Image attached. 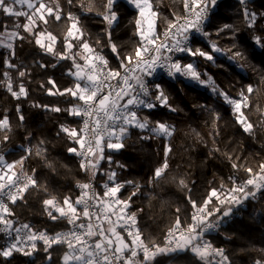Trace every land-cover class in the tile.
<instances>
[{"label": "trees", "instance_id": "obj_1", "mask_svg": "<svg viewBox=\"0 0 264 264\" xmlns=\"http://www.w3.org/2000/svg\"><path fill=\"white\" fill-rule=\"evenodd\" d=\"M46 2H50L53 7L59 4L62 9L61 21L57 22L50 17L48 25L41 24V28H47L57 37L56 51H64V37L68 28L66 15L71 12L80 17L86 38L106 57L110 68L118 67L119 60L106 46L107 24L97 15L98 12H104L106 0H75L72 6L67 0ZM88 6L92 8L91 12L87 11ZM153 7L158 13L155 18L158 34L167 28L169 21L184 12L183 0H153ZM246 7L256 17L253 27L247 26L248 22L243 15L245 6L236 0H221L206 27L211 35L207 40L203 37L197 38L201 47L209 41H216L225 50L235 45L233 51H241L245 58H238L236 63L230 64L226 56L219 55L217 60L221 66H213L202 58L197 59L200 60L199 70L203 72L206 69L215 83L230 97L239 100L241 90H246L248 85L253 87V92L248 96L247 107L242 106V111L253 124L255 135L245 133L241 125L235 122L232 107L222 97L213 94L210 88L198 86L180 77L176 80L170 78L158 81L168 96L169 105L175 111L159 106L153 110H140V118H147L150 127L156 121L172 126L174 130L170 137L141 139L142 135L148 134L138 128H131L124 148L119 152L105 150L106 156H112V164L101 161L100 167L104 172L115 171L116 182L122 185L119 197L125 200L132 198L126 211L135 214L136 226L145 242L150 239L152 243L161 245L165 232L174 227L177 216L181 218L182 225L184 221L190 223L192 207L188 202L189 195L202 204L211 188L219 189L221 184L233 186L229 177H234L237 184L242 183L248 178L245 167H251L255 171L258 170L259 163L264 162V48L255 44L257 38L264 43V0H249ZM115 8L119 20L118 26L114 25L113 40L118 45L121 56L134 54L139 44L135 23L138 18L137 10L130 7L125 0H119ZM13 19L15 18L0 15V25L7 24L11 28ZM19 21L23 23L25 18L20 17ZM224 25H231L232 29H226L217 36L216 30ZM0 31H3L2 27ZM98 39L103 47H97ZM16 44L18 46L13 62L25 66L30 72V76L25 78L29 95L27 99L16 100L7 92L6 85L0 84V118L7 114L11 124L7 142L3 141L4 133L0 132V155H4L11 163L27 155V150L31 149L32 154L24 161L23 169L31 175L35 169L42 187H30L24 194V201L18 200L15 205L10 203L9 207L15 215L9 218L14 221L13 226L27 223L34 231L53 235L65 230L67 224L60 219H50L45 212L43 200L52 197L59 201H63L65 197L75 200L78 196L77 182L85 180L78 160L68 152V148L73 146L72 142L66 134L57 133L62 124L79 130L80 123L78 117L69 116L67 112L54 113L34 105L68 108L71 103H75L70 96H48L40 87L41 83L51 87L46 83L49 77L56 81L61 90L74 87L75 77L67 74L72 69V61H58L52 55H44L34 43L16 41ZM205 50L210 51V48ZM78 51V47L71 50L72 53ZM7 56L8 50L0 48V81L4 80L3 73L7 71L15 88L19 77L15 70L5 67ZM190 59L184 57L185 62ZM40 61L48 67L40 68L37 63ZM77 62L83 63L79 57ZM52 64H56V67L53 68ZM152 92L155 93V89ZM153 100L155 102L154 95ZM18 104L25 117L23 122L19 121L16 113ZM212 113H218L219 119L216 120ZM28 133H31V143L26 138ZM40 141H44V144L41 145ZM165 144L172 149L168 155L169 167L164 173L167 179L162 177L159 181H153L155 169L165 159ZM37 147L44 149L42 155H36ZM217 149L220 151H216ZM229 155L238 158V170L231 167L232 161L227 158ZM106 177L100 172L97 173L99 190L102 189ZM181 179L187 184L186 189L180 186ZM134 191L135 196L132 195ZM211 207L213 205L209 204V208ZM218 217L219 212L211 219ZM204 238L213 248L223 249L231 264H255L256 260L264 261V190L255 199H242L233 206L230 216L222 217L220 227L214 233L205 234ZM6 243L0 233V248ZM67 251L68 248L64 245H53L49 249L52 256L49 261V253L38 247L32 256L14 253L9 260L10 264H64L63 256ZM9 260L0 257V264H9ZM135 260L142 261L141 258ZM150 264H204V261L191 252L189 247H185L158 254Z\"/></svg>", "mask_w": 264, "mask_h": 264}, {"label": "snow or ice", "instance_id": "obj_2", "mask_svg": "<svg viewBox=\"0 0 264 264\" xmlns=\"http://www.w3.org/2000/svg\"><path fill=\"white\" fill-rule=\"evenodd\" d=\"M67 2L72 6L75 0H67ZM118 3L119 0H106L104 12L97 13L101 21L107 24L106 46L119 60L117 68H110L106 57L86 38L80 17L71 12L66 15L68 28L64 37V51H56L57 37L47 28H41V24L48 25L50 17L57 22L62 20V9L59 4L53 7L46 0H0V15L15 18L11 21L13 25L11 28L7 24L0 25L3 28V31H0V48L8 50V56L4 61L5 67L15 70L19 77V82L14 88L11 75L5 71L4 80L0 81V84L6 85L7 92L14 99L28 98L29 90L25 78L30 76V72L25 66L13 62L18 46L16 41L34 43L42 54L52 55L58 61L71 59L72 69L75 71L69 69L67 74L75 77L74 87L61 90L51 77L46 82L51 87H47L45 83H41L40 87L48 96H70L75 103H71L68 108L50 105L34 106L54 113L67 112L69 116L80 118L79 130L62 124L57 134L67 135L73 145L68 148L69 154L80 158V169L89 175V182H77L80 195L75 200L65 197L62 204L58 203L55 197L43 200L45 212L50 219L53 221L66 219L72 226L68 232H59L50 236L44 232L33 231L27 223L14 227V221L9 217L14 216L15 213L5 202L15 205L17 200H25L24 194L30 187L33 189L42 187L36 177L35 169L32 175L23 171L24 161L32 154L31 149L27 150V155L11 163L4 155H0V233L6 234L7 241L5 246L0 248V257L9 260L14 253L32 256L37 250L36 241H42L46 253H49L53 245L67 246L68 251L63 256L64 264H118L120 261L123 264H150L157 254L173 252L178 247H189L204 261V264H213V262L231 264L224 250L213 248L204 240V234L220 227V219L230 216L232 204L240 203L242 199H255L257 192L264 190V162L259 163L258 170L255 171L251 167H245L244 171L248 174V178L242 183L237 184L234 177H229L233 186L221 184L219 189L211 188L202 204L189 195L188 202L192 207L191 223L184 221L182 226V220L177 216L173 229L167 234L170 239L166 241V247L152 244L150 239L147 242L141 239L140 230L135 228L137 222L135 214L126 212L132 198L125 200L118 196L122 185L116 182L115 171L104 172L100 162L107 161L109 165L112 164V156H106L105 150L119 152L124 148V142L131 128H138L148 134L142 135L141 139L155 137L167 139L172 135L174 130L172 126L156 121L154 126L150 127L147 118L141 119L138 116L140 110H153L158 106L175 111L169 105L168 96L161 84H154L155 93L150 91L148 78L154 77L158 70L164 71L173 80L182 77L198 86L210 88L213 94L222 97L223 101L232 107L235 122L241 125L243 131L255 135L253 124L242 111V106L247 107L248 96L253 92V87L248 85L246 90H241L240 99H234L215 83L206 69L203 72L199 70L200 60L197 59L202 58L213 66H221L217 60L219 55L226 56L231 64L236 63L238 58L244 59V53L239 50L233 51L235 45L227 50L222 49L216 41H209L204 47L200 46L201 42L197 38L203 37L207 40L211 35L206 27L210 14L217 6V0H183L185 15L169 21L162 34L156 31L155 18L158 13L154 10L153 0H127V3L137 10L138 18L135 23L139 44L134 54L121 56L112 36L114 25L118 26L119 16L115 8ZM239 3L245 6L243 15L248 22L247 26L253 27L256 17L248 12L247 0H239ZM87 11L91 12L92 8L88 6ZM20 17H24L25 22L21 23ZM226 29H232V26L224 25L216 30V35L220 36ZM72 41L76 43L73 44ZM255 44L264 48V43L259 38ZM96 45L103 47L99 39ZM74 47H78L80 51L72 53ZM206 48H210V51L205 50ZM77 57L84 63H78ZM184 57L191 59L185 62ZM37 63L42 69L48 67L42 61ZM51 66L55 68L56 64ZM16 113L19 121L23 122L25 117L19 104L16 106ZM212 114L216 120L219 119L218 113ZM10 131L9 117L4 114L0 118V132L4 133V142L9 140L7 133ZM218 134L217 132L216 135ZM26 138L31 143V133H28ZM40 144L43 145L44 141H40ZM43 151L42 147H37L36 155H42ZM171 151L172 149L165 144V159L163 164L155 169L153 181H159L162 177L167 179L164 173L169 167L168 155ZM227 158L232 161L231 167L238 170L240 167L236 162L238 158L230 155ZM98 172L107 176L108 181L103 185L102 194L96 191L92 183ZM179 183L183 188H187L183 179ZM132 195L135 196L136 192L134 191ZM209 204L213 207L209 208ZM54 212L58 215H54ZM218 212L220 217L215 220L209 219ZM113 215L117 217V222L124 221L120 226L127 231L131 239L130 244L116 231V226L111 221ZM84 220L87 223L83 222ZM102 220L108 222L107 228L100 223ZM94 236L100 239L90 242ZM125 250L128 251V256L123 255ZM141 252L142 261L137 262L134 258ZM217 257L219 259H216ZM47 259L52 260L51 253ZM255 264H264V261L256 260Z\"/></svg>", "mask_w": 264, "mask_h": 264}, {"label": "built area", "instance_id": "obj_3", "mask_svg": "<svg viewBox=\"0 0 264 264\" xmlns=\"http://www.w3.org/2000/svg\"><path fill=\"white\" fill-rule=\"evenodd\" d=\"M220 1L221 0H217V6L219 5V3H220ZM236 1H238L239 2V0H236ZM247 1H249V0H247ZM217 6L213 9V11L217 8ZM242 6H244V5H242ZM213 11H212V13H213ZM211 13V14H212ZM211 14H210V16H211ZM183 15H185V13L183 12V14L181 15V16H183ZM210 16H209V18H210ZM209 21V20H208ZM166 29V28H165ZM164 29V30H165ZM164 30L160 33V34H162L163 32H164ZM198 38H200V37H198ZM110 67V66H109ZM165 79H170V77H168L167 76V74L164 72V71H162V70H158V72H157V74L154 76V77H152V78H148V84H149V87H150V91H152L153 89H154V84H156V83H158V81H160V80H165ZM113 83H115V82H113ZM125 99H127V98H125ZM138 116L140 117V111L138 112ZM79 119V123H80V126H81V120H80V118H78ZM76 157V156H75ZM76 159L78 160V162H79V164H80V158L79 157H76ZM23 171L24 172H26L28 175H31L29 172H27L25 169H23ZM82 171V170H81ZM82 173H83V175L85 176V180L84 181H82L81 183H87V182H89V175L88 174H86L85 172H83L82 171ZM108 181H107V177H106V180L104 181V183L102 184V189H98V184H97V179H96V177H95V180H93L92 181V183H93V186L95 187V189H96V191L97 192H99V193H103V191H104V188H103V185L105 184V183H107ZM77 191H78V196L80 195V189L77 187ZM261 191H259V192H257V194H256V196L260 193ZM119 196V195H118ZM18 201V200H17ZM58 203H60V204H62L63 203V201H59V200H56ZM6 203H8V205L10 204V202H8V201H5ZM238 203H235V204H232L231 205V209H233V206H236ZM114 207H119V206H114ZM94 211H96L95 209H94ZM127 212V211H126ZM231 212H232V210H231ZM55 213V212H54ZM55 215H58L57 213H55ZM83 219V218H82ZM209 219H211V217L209 218ZM60 220H63L66 224H67V228L65 229V230H63V231H60V232H68L71 228H72V226L71 225H69L68 223H67V220L66 219H60ZM211 220H213V219H211ZM111 221H112V223L116 226V231L117 232H119L123 237H124V239H125V241L126 242H128L129 244L131 243V239H130V237L128 236V233H127V231L125 230V228H123V227H121L120 225L121 224H123L124 223V221H119V222H117V217L115 216V215H113L112 217H111ZM80 221H78V223H79ZM83 222H85V223H87V221L86 220H84ZM94 223L96 222L95 220L93 221ZM100 223L102 224V226L103 227H105V228H107L108 227V222L107 221H100ZM129 224L131 223V221H129L128 222ZM190 223H191V221H190ZM183 226V225H182ZM15 227V226H14ZM135 228H137V226L135 225ZM138 229V228H137ZM171 229H173V228H171ZM171 229H169V230H167L166 232H165V234H164V236H163V238H162V242H161V245H158L157 243H152V244H155V245H157V246H160V247H166V241L168 240V239H170L169 237H168V232L171 230ZM217 229H215V230H209V231H207L205 234H209V233H214L215 231H216ZM59 233V232H58ZM3 236H4V238L6 237V234L5 233H1ZM46 234H48V233H46ZM204 234V235H205ZM48 235H50V236H53V235H55V234H48ZM6 239V238H5ZM100 239V237H98V236H94V237H92L91 238V241L90 242H94V241H96V240H99ZM204 240L205 241H207L208 242V240L207 239H205L204 238ZM209 243V242H208ZM36 244H37V248L38 247H42L43 249H44V244H43V242L42 241H36ZM64 246H66V245H64ZM151 246V245H150ZM67 247V246H66ZM189 250L191 251V249L189 248ZM174 252V251H173ZM192 252V251H191ZM194 253V252H193ZM123 255H125V256H128L129 255V253H128V251L127 250H125L124 252H123ZM158 255V254H157ZM156 255V256H157ZM155 256V257H156ZM154 257V258H155ZM137 258H143V254H142V252L141 253H139L138 254V256L136 257V258H134V259H137ZM216 259H219L218 257L216 258ZM118 264H123V262L122 261H120V262H118Z\"/></svg>", "mask_w": 264, "mask_h": 264}, {"label": "rangeland", "instance_id": "obj_4", "mask_svg": "<svg viewBox=\"0 0 264 264\" xmlns=\"http://www.w3.org/2000/svg\"><path fill=\"white\" fill-rule=\"evenodd\" d=\"M125 1L127 2V0H125ZM129 6L132 7V8H134V6H132V5H130V4H129ZM134 9H135V8H134ZM83 63H84V61H83ZM83 63H82V64H83ZM74 71H75V70H74ZM109 151H110V150H109ZM111 152H113V151H111ZM33 231H34V230H33ZM36 232H39V231H36ZM178 249H179V247H178Z\"/></svg>", "mask_w": 264, "mask_h": 264}, {"label": "crops", "instance_id": "obj_5", "mask_svg": "<svg viewBox=\"0 0 264 264\" xmlns=\"http://www.w3.org/2000/svg\"><path fill=\"white\" fill-rule=\"evenodd\" d=\"M178 249V248H177ZM180 249V248H179Z\"/></svg>", "mask_w": 264, "mask_h": 264}]
</instances>
